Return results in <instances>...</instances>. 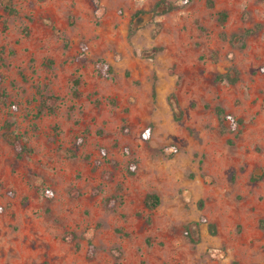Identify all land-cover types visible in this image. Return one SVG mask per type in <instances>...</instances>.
I'll return each instance as SVG.
<instances>
[{
    "label": "rangeland",
    "instance_id": "374dc122",
    "mask_svg": "<svg viewBox=\"0 0 264 264\" xmlns=\"http://www.w3.org/2000/svg\"><path fill=\"white\" fill-rule=\"evenodd\" d=\"M157 1L0 0V264H264V0Z\"/></svg>",
    "mask_w": 264,
    "mask_h": 264
},
{
    "label": "trees",
    "instance_id": "16d2710c",
    "mask_svg": "<svg viewBox=\"0 0 264 264\" xmlns=\"http://www.w3.org/2000/svg\"><path fill=\"white\" fill-rule=\"evenodd\" d=\"M190 0H183L184 3H187L189 2ZM175 7V4L172 2V1H169V0H158L154 6L148 10H145V9H137L136 11H134L131 15V18H136L137 16H140V15H145V14H149L151 13L152 15H157L159 13H163V12H168L170 10H172L173 8ZM136 31V28L132 29V33ZM221 79H227V80H230L231 78L225 74V75H221L219 76V80ZM4 93H1L0 94V98H2V100H5V95H3ZM55 99L56 97L54 96H51V95H48L44 98V100L42 101V105L41 107L39 108L38 110V114L43 112L44 110H46L47 112H53L54 109H55ZM218 112L220 114H222V119H225V118H230V115H226L223 113L222 109L221 108H218ZM6 125L8 127H10L11 124H9L8 122L6 123ZM7 139L8 141H10L11 143H15L17 144V137L16 135L11 132V131H8L7 132ZM132 166H134V164H132ZM158 204V198L156 195L154 194H148L146 196V199H145V205L148 206V207H154ZM202 203L200 202L199 203V208H202ZM202 220H204V217H202ZM213 228V227H212ZM66 238V237H65Z\"/></svg>",
    "mask_w": 264,
    "mask_h": 264
}]
</instances>
